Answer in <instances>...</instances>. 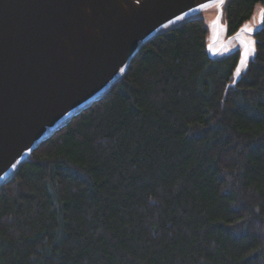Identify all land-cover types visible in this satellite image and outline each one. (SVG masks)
Returning a JSON list of instances; mask_svg holds the SVG:
<instances>
[{
	"label": "trees",
	"instance_id": "1",
	"mask_svg": "<svg viewBox=\"0 0 264 264\" xmlns=\"http://www.w3.org/2000/svg\"><path fill=\"white\" fill-rule=\"evenodd\" d=\"M235 34L264 0H225ZM255 55H207L196 16L0 184V264H264V18Z\"/></svg>",
	"mask_w": 264,
	"mask_h": 264
},
{
	"label": "water",
	"instance_id": "2",
	"mask_svg": "<svg viewBox=\"0 0 264 264\" xmlns=\"http://www.w3.org/2000/svg\"><path fill=\"white\" fill-rule=\"evenodd\" d=\"M225 3L0 0V184L42 140L123 76L144 42L207 8L217 10L207 55L215 59L239 51L234 71L239 79L255 55L254 36L261 30L264 10L257 27L243 24L228 36L226 22H220ZM245 34L253 40L247 41ZM232 41L240 49L226 55L223 51Z\"/></svg>",
	"mask_w": 264,
	"mask_h": 264
},
{
	"label": "rangeland",
	"instance_id": "3",
	"mask_svg": "<svg viewBox=\"0 0 264 264\" xmlns=\"http://www.w3.org/2000/svg\"><path fill=\"white\" fill-rule=\"evenodd\" d=\"M264 10V6L260 5V6H256L255 8V12L254 14L251 16L250 20H248L246 23V27L248 29H253L255 27H257V25L259 24V19H260V16H261V13L263 12ZM216 8L215 7H210V8H207V10H204L202 11L201 14H199V16L203 17L204 18V22L209 25V31H208V37H207V43H208V38H211V35H212V29H213V25L215 24V19H216V16H217V12H216ZM221 24L224 25V16H222L221 20H220ZM245 39L247 41H251L253 40L252 39V36H250L249 34H245ZM228 36L225 35L223 37V41L227 40ZM221 43V40L219 41V45ZM236 47L238 49H240V46L235 42V41H232L230 42V45L227 47V49H225L223 52L226 54L228 52L231 51H234V49L236 50ZM227 55V54H226ZM245 65H243L242 67L244 68Z\"/></svg>",
	"mask_w": 264,
	"mask_h": 264
},
{
	"label": "snow or ice",
	"instance_id": "4",
	"mask_svg": "<svg viewBox=\"0 0 264 264\" xmlns=\"http://www.w3.org/2000/svg\"><path fill=\"white\" fill-rule=\"evenodd\" d=\"M237 72H239V69H237Z\"/></svg>",
	"mask_w": 264,
	"mask_h": 264
}]
</instances>
